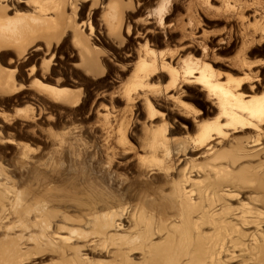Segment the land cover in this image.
<instances>
[{
	"label": "rangeland",
	"instance_id": "1",
	"mask_svg": "<svg viewBox=\"0 0 264 264\" xmlns=\"http://www.w3.org/2000/svg\"><path fill=\"white\" fill-rule=\"evenodd\" d=\"M0 1L4 18L41 15L53 30L66 16L61 37L19 51L0 28V264H58L52 232L84 264L107 262L93 234L101 215L121 212L120 228L104 232L125 239L133 207L177 198L183 174L209 185V162L253 196L264 168L249 156L264 151V0ZM236 100L257 128L229 125ZM250 135L260 146L240 151ZM11 242L20 251L5 257Z\"/></svg>",
	"mask_w": 264,
	"mask_h": 264
},
{
	"label": "bare ground",
	"instance_id": "2",
	"mask_svg": "<svg viewBox=\"0 0 264 264\" xmlns=\"http://www.w3.org/2000/svg\"><path fill=\"white\" fill-rule=\"evenodd\" d=\"M18 1L20 3L30 4L29 1ZM76 2L78 3V1ZM5 4H7V2ZM63 4H65V2H63L62 5ZM93 4L94 3H92V6ZM0 5L2 6L3 4ZM39 5L40 12L42 14L46 11L45 6L47 4L45 5L40 3ZM64 6L65 5L62 7ZM40 17L41 15L36 16L31 14L28 16L17 15L12 19H6L4 18V11L0 8V28L4 31L3 38H10L9 40L11 41L9 42H13L12 44L16 46V48L18 47L17 51H19V48L25 49L28 46H32V44L39 38H42L45 41H50V39H53L52 37H61V33H64L63 30L66 24V20L64 21V19L66 16L64 19L60 17V20L57 19L59 22L58 26H56L57 29H54L55 31L51 29L50 21L48 22L47 20ZM58 28L60 30H58ZM56 40L58 39L56 38ZM22 51L20 54L24 53ZM61 95L62 93L60 96ZM235 102L236 103L231 104L230 109L232 111L229 113V125L233 126L234 130H239L238 124L239 126H247L246 129H248V126H256L257 123H255L254 119L252 120L251 117H249L247 112L242 113L244 112L242 109L243 107H241L242 101L236 100ZM236 109H242V112L237 111ZM257 127L258 126H256V128ZM258 141V135H250L243 138L237 144V148H240V151H242L245 147L250 149L254 148L253 150H255L256 147L260 146ZM236 152L237 151H235V153ZM241 153L245 154L246 152ZM239 154L237 155L239 156ZM244 154H241L240 156L247 155ZM249 156L254 158L259 157V161L256 162H258L259 166L261 165L262 169V166L264 165L263 146L255 150V152L250 150ZM219 159L220 156L218 154H213L209 160L211 162H215ZM207 160L205 162H207ZM208 165L211 167L212 171H214L213 175L211 174L212 177H210L213 178V182L210 183L209 181V185L206 183L207 186H205L202 179L192 182L188 175L183 174L182 179L176 181L177 188L175 186V193L177 198L163 197L158 199V201L153 200L148 203L145 202L141 205V207H133V213L130 215L131 217H129L131 223L130 233L125 239L115 240L114 235H108L106 232H104V229H119L121 222L117 223L115 218L116 220H120V217L123 214L121 212L116 213L113 211H106L107 213L101 215L103 220L101 224L99 223L100 228L95 230L93 234H97L98 236L102 237L99 239V244L97 245L95 243V246L97 245L98 247L105 249L110 247L108 255L111 259L107 262L91 261L87 264H264V168L263 170L260 169L262 172L259 170L261 173L255 175L256 177L254 176L255 178L253 180H255V186L252 190L253 196L250 194V197L247 198L244 195L246 194V191L243 193V188L241 187L242 185L240 186L242 191L232 189L235 187L233 184L234 180L235 182L239 181V179L236 177L239 174L237 175L235 173L236 175H232L227 173V171H225L227 170L225 167H219L210 162ZM243 165L245 164L243 163ZM198 166L199 165L194 164L193 168ZM210 167L207 169H210ZM256 167L253 168V171ZM193 168L191 167V170ZM245 170V166H243L240 167L238 171L243 172ZM257 170L258 169L256 168V171ZM193 171L187 173H192ZM201 173L203 172L201 171ZM198 175L199 174H197V176ZM245 177L249 178V175L244 176V178ZM248 180L250 179H247V181ZM190 181L193 183V185L190 188L189 184V188H186L185 186H187V183H190ZM138 195L139 193L136 194V196ZM241 198H245L246 201L244 202V200H240L235 205L231 203ZM172 213L177 216V221L171 218ZM101 216L99 219H101ZM44 234L48 235L45 232ZM56 235L57 233L52 232L49 241H52L51 239L54 240L55 238L60 242L61 246L59 247L58 252L60 253L62 261L58 262V264H84L82 262L83 260L78 255L79 249L75 247L76 245L70 246L69 243H67L70 240V237H60L59 235ZM46 237H49V235ZM154 238H158V240L154 241ZM97 240L98 238L96 240L94 239L95 242H97ZM90 244H93V240L90 242ZM95 246L94 248H96ZM17 247L18 246L12 242L9 243L8 246H6V249H4L5 257L17 254L18 251H20V248L18 249ZM85 247L88 248L87 245ZM92 247L93 246H91V248ZM0 250L1 256L2 249L0 248ZM89 250L91 251L92 249ZM93 250L96 253V249ZM139 250L143 252L141 255L142 261L135 262L133 261L134 258H131L130 256L134 253H137L136 251ZM94 251L92 252L94 253ZM58 252L56 253L57 255ZM106 252L107 251H105L104 254H106ZM24 253L26 252L24 251ZM101 253L103 256V251L100 249L99 254ZM21 254L19 256H21ZM68 254H71L72 256L68 257ZM26 255L23 256L26 257ZM60 256L58 255V257ZM6 260H8V258ZM16 260H14V262H17ZM58 261H60V258Z\"/></svg>",
	"mask_w": 264,
	"mask_h": 264
},
{
	"label": "crops",
	"instance_id": "3",
	"mask_svg": "<svg viewBox=\"0 0 264 264\" xmlns=\"http://www.w3.org/2000/svg\"><path fill=\"white\" fill-rule=\"evenodd\" d=\"M106 74V71L104 70L102 73H100L97 77H104Z\"/></svg>",
	"mask_w": 264,
	"mask_h": 264
}]
</instances>
